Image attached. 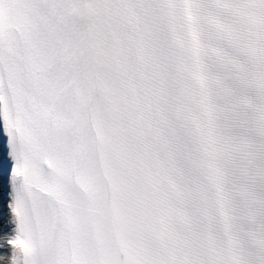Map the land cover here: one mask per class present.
I'll list each match as a JSON object with an SVG mask.
<instances>
[{"label":"snow or ice","instance_id":"obj_1","mask_svg":"<svg viewBox=\"0 0 264 264\" xmlns=\"http://www.w3.org/2000/svg\"><path fill=\"white\" fill-rule=\"evenodd\" d=\"M0 122V264H264V0H0Z\"/></svg>","mask_w":264,"mask_h":264}]
</instances>
